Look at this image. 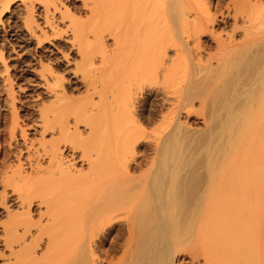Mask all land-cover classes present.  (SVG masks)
<instances>
[{
	"label": "bare ground",
	"instance_id": "1",
	"mask_svg": "<svg viewBox=\"0 0 264 264\" xmlns=\"http://www.w3.org/2000/svg\"><path fill=\"white\" fill-rule=\"evenodd\" d=\"M45 1L0 264H264V0Z\"/></svg>",
	"mask_w": 264,
	"mask_h": 264
},
{
	"label": "rangeland",
	"instance_id": "2",
	"mask_svg": "<svg viewBox=\"0 0 264 264\" xmlns=\"http://www.w3.org/2000/svg\"><path fill=\"white\" fill-rule=\"evenodd\" d=\"M28 2L30 0H0V135L6 131L9 124H11V114L14 108L18 111L17 117L19 120L28 118L29 106L33 103L31 98L27 95L25 83L31 81L33 77L25 73V75H19L17 73L18 69L14 68L12 65L17 63L19 59H15L13 56L18 48H13L11 51L12 38L19 34L21 36L26 35V31L23 28V22L26 24L25 26H30L29 30H34L35 35H39L42 32H46L47 35L50 36L46 26L43 22L42 8L45 5V0H31L34 6L28 12H25L22 8V3ZM30 16V18H28ZM24 26V27H25ZM63 31V29H61ZM21 33V34H20ZM13 34H15L13 36ZM25 53L20 55L22 59L31 60L32 57L37 61L38 55L36 53L37 46L35 47V41H31L25 44ZM78 61V60H77ZM20 64L24 63L22 60L19 62ZM28 65L37 66V62L31 61L26 62ZM23 64V65H24ZM44 65H47L44 62ZM26 72V71H25ZM16 74V76H14ZM9 79H6V78ZM26 79V80H25ZM23 83V84H22ZM19 84V89H17ZM26 86V87H24ZM23 92V94H22ZM14 98V99H13ZM28 98V99H27ZM13 99V100H12ZM9 101V102H8ZM14 107H13V104ZM22 104V105H21ZM21 106V107H20ZM13 108V109H12ZM20 108V109H18ZM24 108V109H23ZM194 108H197L196 102H194ZM12 109V110H11ZM20 110V111H19ZM26 110V111H23ZM14 112V111H13ZM23 114V115H22ZM21 115V116H20ZM23 116V118H22ZM23 121V120H22ZM19 124L21 121H18ZM1 145V140H0ZM0 222L5 219L3 215V211H1L0 206Z\"/></svg>",
	"mask_w": 264,
	"mask_h": 264
}]
</instances>
